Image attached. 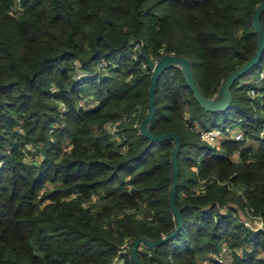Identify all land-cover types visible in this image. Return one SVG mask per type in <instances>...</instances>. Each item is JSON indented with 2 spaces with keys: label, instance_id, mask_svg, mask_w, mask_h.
Masks as SVG:
<instances>
[{
  "label": "trees",
  "instance_id": "16d2710c",
  "mask_svg": "<svg viewBox=\"0 0 264 264\" xmlns=\"http://www.w3.org/2000/svg\"><path fill=\"white\" fill-rule=\"evenodd\" d=\"M263 3L0 0V264H136L119 254L125 243L174 232L175 144L141 134L152 72L140 50L187 58L212 98L255 55ZM263 68L264 53L218 113L201 108L180 69L159 78L149 129L181 138L183 227L141 246L144 264H200L224 248L232 264H264V80L248 82ZM235 124L243 140L211 145L196 130Z\"/></svg>",
  "mask_w": 264,
  "mask_h": 264
},
{
  "label": "water",
  "instance_id": "95a60500",
  "mask_svg": "<svg viewBox=\"0 0 264 264\" xmlns=\"http://www.w3.org/2000/svg\"><path fill=\"white\" fill-rule=\"evenodd\" d=\"M263 13H264V3L259 5L255 9L253 14V29L256 35L258 36V45H257L258 49L255 55L242 67L229 74V76L225 79L223 85L221 86L217 94L212 98H208L204 96V94L202 93L197 83V80L194 76L191 63L187 58L173 54H165L159 59L153 60L148 55L144 54L143 49L140 50V54L146 60L148 69L152 72L150 78V89H149V104H148L149 113L141 124V134L151 142L163 143L167 141H173L175 144L174 149L172 151L174 181L171 188L170 202H171V207L176 216L177 228L170 235L163 237L158 241H151L144 237H140L136 239L131 251L133 260L135 261L136 264H144V262L140 259L138 255V250L140 249L141 246H145L146 248L149 249L159 247L165 244L166 242L170 241L171 239H173L183 227L180 210L176 206V193L179 184L178 153L181 148V138L179 135L175 133H168L159 136L154 135L150 132L149 129L150 124L152 123L156 113L155 91L159 78L166 70L171 68H178L181 70L187 86L190 87V89L192 90L193 95L196 101L201 106V108L211 113L227 111L230 108L233 101V94H232L233 85L235 84L236 81H238L241 77L249 73L254 67L258 65L264 53V27L261 23V17Z\"/></svg>",
  "mask_w": 264,
  "mask_h": 264
},
{
  "label": "built area",
  "instance_id": "2783aa9c",
  "mask_svg": "<svg viewBox=\"0 0 264 264\" xmlns=\"http://www.w3.org/2000/svg\"><path fill=\"white\" fill-rule=\"evenodd\" d=\"M107 66V62L106 61H102L101 63V67H106ZM264 80V68L262 69V72L260 73V77H259V82H262ZM256 94V90H252L251 91V96L254 97L253 95ZM109 129L112 131V133H115L116 131V125H113L111 127H109ZM196 130H198L200 132V135L202 137V139L206 142H208L209 144L211 145H215V143L217 142V140H219L220 138L225 137L226 135H224L225 133H221V136H220V133L218 131H215V130H208V131H204V130H201L199 129L198 127H196ZM219 130V129H217ZM241 136H238L235 140L239 141L241 140ZM244 225L245 226H248L250 227L251 224L249 222H244ZM261 226V225H259ZM133 242H127L125 243L122 247H121V251L119 252V254H123V253H128V254H131V251H132V248H133ZM224 251H228L227 248H224ZM239 255H241V251L238 252ZM149 256H151V254H149ZM213 261H217V262H220V263H224L223 259H222V256H219V258L217 257H214V259H211L210 260V264H213L212 262ZM228 264H232V263H228Z\"/></svg>",
  "mask_w": 264,
  "mask_h": 264
},
{
  "label": "rangeland",
  "instance_id": "374dc122",
  "mask_svg": "<svg viewBox=\"0 0 264 264\" xmlns=\"http://www.w3.org/2000/svg\"><path fill=\"white\" fill-rule=\"evenodd\" d=\"M157 60V59H156ZM262 72V70L260 71V73ZM259 77H253L251 80H249L248 82L249 83H252L255 87H260L262 85L261 82H259ZM251 95V93H250ZM254 97L257 96V91H256V94L253 95ZM215 131H218L220 133V136H221V133H225L224 135H226L225 137L222 136V138L220 139H223V138H233V139H236L238 136H241V140L244 139V136H245V132L242 130L241 128V125L240 124H235V125H232V126H229L228 128L226 129H221V130H217V129H214ZM259 135L263 136L264 135V129L259 133ZM218 141V140H217ZM248 143H251V141L249 140L246 144ZM256 145V144H255ZM234 160H238V155H235L233 157ZM262 226V224H261ZM227 251H223V253H221L220 255L218 254H211V255H208V256H202L200 258V264H210V260L211 259H214V257H217L219 258V256H222V259L224 261V263L228 264V263H232L231 262V254H228L226 255Z\"/></svg>",
  "mask_w": 264,
  "mask_h": 264
}]
</instances>
